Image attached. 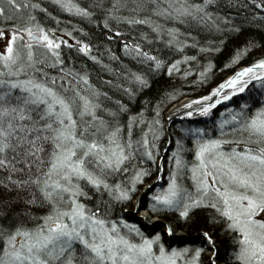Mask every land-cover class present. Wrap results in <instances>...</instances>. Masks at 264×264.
Returning <instances> with one entry per match:
<instances>
[{
    "label": "snow or ice",
    "instance_id": "obj_1",
    "mask_svg": "<svg viewBox=\"0 0 264 264\" xmlns=\"http://www.w3.org/2000/svg\"><path fill=\"white\" fill-rule=\"evenodd\" d=\"M219 3L112 0V5L104 8V0H99L89 7L104 10L105 28L108 19L148 25L155 40L182 49L189 43L192 34L187 28L192 24L220 31L219 21L228 22L227 17L208 10ZM52 4L64 12L92 15L88 7L74 0H52ZM256 7H264V0H259ZM120 8L148 15L113 16ZM21 9L28 11L25 24L12 14ZM37 10L46 11L39 0H0V16L4 18L0 37L7 41L0 51V213L4 214L0 219L7 216L13 204L24 206L11 211L9 222L14 219V224H0V264H218L221 260L223 264H264V99L254 111L247 103L239 109H225L228 117L218 121L219 134L215 137L205 138L202 129H189L193 162L184 161V147L177 140L169 157L172 166L166 185H145L149 191L156 189L146 205L152 213L175 212L179 219L188 220L197 210L211 209L208 223L219 225L230 242L226 258L218 255L217 241L209 231L202 232L203 247H166L160 233L144 235L136 224L115 214V208L123 210V204L131 201L140 190L138 185L150 175V168L132 167L130 172L128 165L138 161L143 166L145 158L153 162L157 159L156 141L163 134L158 108L153 109L150 120H145L141 108L123 123L121 115L128 111L127 105L112 101L107 91L91 84L86 71L64 65L60 46L68 45V41L37 21L33 14ZM78 43L79 52L87 54L91 45ZM34 44L45 53L37 57ZM196 46L193 40L192 47ZM248 46L253 45L249 42ZM124 49L129 54L134 52L137 59L151 61L150 69L164 66L162 59L144 51L139 43L129 41ZM240 55L238 51L232 62ZM91 59L97 60L95 56ZM111 59H117L115 54ZM179 63L167 64L168 72ZM57 66L59 78L44 71ZM210 66L197 74L198 80L206 78ZM102 67L113 71L108 65ZM114 71L135 85V90L122 89L130 99L135 91L149 85L143 73L126 67L123 72L120 68ZM101 80L121 89L112 80ZM252 80L264 89V57L237 69L207 95L182 104L190 109L184 115H208L221 101L245 92ZM141 124L147 127L133 139V128ZM225 125H229L226 131ZM237 131L239 139L225 138L226 132ZM185 173L190 174V188L181 183ZM160 179L157 174L156 181ZM143 194L148 195V191ZM139 199L134 211L139 210ZM33 207L44 209L43 215L35 216ZM165 231L170 235L173 228L168 226ZM204 248L211 254L201 261Z\"/></svg>",
    "mask_w": 264,
    "mask_h": 264
},
{
    "label": "trees",
    "instance_id": "obj_2",
    "mask_svg": "<svg viewBox=\"0 0 264 264\" xmlns=\"http://www.w3.org/2000/svg\"><path fill=\"white\" fill-rule=\"evenodd\" d=\"M48 1V2H46ZM82 7H89L99 2V0H74ZM41 6L43 3H50V9L46 13H51L49 16L40 17L41 20H46L45 28H52L60 31L63 29L66 32H70V38L78 42L91 45V48L87 54L79 52L76 47H61V59L64 61V65L72 67L77 71L87 72L89 76V82L96 85L101 91H107L109 96L112 97V101L119 100L121 104L127 105L128 111L121 115L123 123H127L129 115H135L140 112L141 108L144 109L145 120H150L154 117V108H158L159 119L161 126H164V113L172 103L182 99V97H198L207 93L210 88L220 83L225 77L231 74L238 64L249 65L256 59L264 57V7H256L259 0H220L219 6L213 5L208 10L210 12L219 13L220 17H227L226 23L223 19L219 21L220 31L215 29L203 30L200 26L192 24L187 28L191 31V37H188L189 43L182 49L176 47L169 48L161 41L155 40L154 34L148 25L133 24L129 25L124 21L117 19H108V27H104V10L96 7H89V11L92 15L88 18H79L72 13L62 11L58 6V9L53 8L52 0H39ZM112 5V0H104V8H108ZM44 7H47L44 5ZM92 8V10H91ZM38 12V11H37ZM41 12V11H40ZM148 13L141 12L139 14L130 13L126 8H120L113 13V16H135L137 18H143ZM155 20L156 17H153ZM0 22H4V18L0 16ZM44 23V22H43ZM97 24V25H95ZM238 29V30H237ZM181 31H185L182 28ZM117 33H120L117 35ZM147 33L145 37L142 34ZM181 40L185 39L184 36L180 37ZM193 40L196 42V47H192ZM131 41L132 43H139L144 51L149 52L151 55L157 56L162 59L164 66L159 69H150L149 65L151 61L144 60L142 57L135 58V53H128V50L124 49V44ZM249 42L253 45L249 47ZM216 49L214 51H200V48ZM241 52L240 59L232 62L233 57L237 52ZM112 54H115L117 59H111ZM95 56L96 61L91 57ZM184 57H195V60L184 59ZM179 60V65L171 73L168 72L166 65L171 64L173 61ZM242 62V63H241ZM211 65L209 71L205 73V79L198 80L197 74L203 71V68L207 65ZM102 65H108L113 71L105 70ZM227 65V67H226ZM130 69L132 72L143 73L149 81V85L146 88H141L139 91H135L133 98H129L127 94L122 90L127 87L135 90V85L129 83L125 77L121 74L117 76L115 69L120 68L123 72L124 68ZM50 74L53 76L61 75L59 73V66L57 68H49ZM187 72L188 75H184ZM103 81L112 80L115 84L121 85V89H117L103 83ZM87 87V85H85ZM252 89V94L248 95L252 98V102L246 101L248 108L254 111L260 106V102L264 99V91L261 87L258 90ZM254 89V90H253ZM250 91V90H249ZM112 101L108 103L111 104ZM244 101L240 95L233 96L229 101L216 111L210 112L208 115H197L194 120H185L176 124L171 130L170 134L174 141L180 140L183 144L184 151L181 153L185 162L191 164L193 162L194 152L193 149V136L188 132L189 129H202L205 134V138L215 137L218 133V121L217 118L223 113V118L227 119L228 113L225 109H239L240 105ZM212 120H208L209 117ZM214 120V121H213ZM200 123V124H199ZM143 126V129H142ZM145 125L141 124L139 127L133 128V139H138L145 129ZM229 125H225V131ZM163 140L160 138L156 141L157 148L154 150L157 154L155 162L145 158V164L141 166L138 161L135 164H129L128 167H147L150 168V175L144 179L143 183H151L156 176L158 167L159 154L163 148V142L165 139V131L163 129ZM240 136L239 131L236 133L226 132L225 138L238 139ZM151 140V134L148 136ZM176 145V143H175ZM254 147V145H252ZM171 162H168L170 166ZM167 166V167H168ZM169 168V167H168ZM189 174L185 173L181 183L185 187H191V179ZM143 184H141L142 186ZM140 189V188H139ZM138 193V191H137ZM136 193V195H137ZM14 195V193H9ZM131 201L123 204V210L128 206ZM90 203H94V200ZM24 207L21 204H13L11 211H17ZM120 206L115 208V214L120 216L123 213ZM148 210V209H147ZM11 211L5 216L4 219H0V224L15 223V220L9 222ZM35 216L43 215L44 209L33 207L31 209ZM121 212V213H120ZM153 216H159L173 221L175 224L188 234L192 236L193 233H200L203 231H209L213 233V237L216 238L217 244H219L220 255L227 253V249L230 248V242L227 237L221 234L220 226H211L208 223V217L211 214V209H200L194 212L191 219L181 220L178 218V214L175 212H156L152 213ZM0 215H4L0 213ZM26 219V218H25ZM38 222V221H36ZM31 223V221H29ZM138 226V225H137ZM141 232L144 233L143 230ZM218 232V233H217ZM159 233V232H158ZM162 236V233H160ZM205 243L204 237H200L197 242L186 245L191 249L197 246L203 247ZM173 247H181V245H174ZM218 247V245H217ZM201 261L207 259L203 257L201 253Z\"/></svg>",
    "mask_w": 264,
    "mask_h": 264
},
{
    "label": "rangeland",
    "instance_id": "obj_3",
    "mask_svg": "<svg viewBox=\"0 0 264 264\" xmlns=\"http://www.w3.org/2000/svg\"><path fill=\"white\" fill-rule=\"evenodd\" d=\"M45 1V0H44ZM21 2H22V0H21ZM30 2H31V0H30ZM46 2H48V1H46ZM46 2H44L42 5H43V7L42 8H44V9H46V11L48 10V7H49V9H50V6H48V4H50V3H46ZM75 2V1H74ZM44 5L45 6H47V7H44ZM51 5V4H50ZM81 6V5H80ZM53 8H56V9H58L56 6H52ZM86 7V6H85ZM88 9H89V7H88ZM91 10H92V8H91ZM38 11V12H37ZM37 11H35L33 14L34 15H36V18H37V21H39L40 23H42L43 24V26L44 25H46V20H41V18H38V16L37 15H39L40 17H45V16H48L46 13H43L42 14V12H40L39 10H37ZM45 11V12H46ZM69 13V12H68ZM12 14H14V15H16L17 17H18V19L20 20V23L21 24H25L26 23V19H25V17L28 15V11L26 10V9H21V11L19 12V13H12ZM70 14V13H69ZM73 15H75V16H77V17H79V18H86L85 16H82V15H76L75 13H72ZM89 18V17H88ZM44 22V23H43ZM95 25H97V24H95ZM4 26V22H0V28H2ZM66 33H68V32H66V31H58V30H56L55 29V36H57V37H59V38H61L62 40H67L68 41V45H64V44H61V46H60V49H61V47H64V48H66V47H76L78 50H79V43H78V41H76V40H74L72 37L70 38V35H67ZM27 39V37H25V40ZM7 43V41H6V39L5 38H3V37H0V51H2L3 50V48H4V46H5V44ZM22 43V42H21ZM80 43H83V42H80ZM33 49H34V52H35V54L37 55V57L39 56V55H41V54H44L45 53V49H43V48H40L39 46H37V45H33ZM22 53H23V50H22ZM240 59V58H239ZM238 60V59H237ZM49 63H51V61H49ZM242 63V62H241ZM243 66H245V65H242V64H238V67H236V69L231 73V74H229V75H227L226 77H225V79L228 77V76H230V75H232L237 69H239V68H241V67H243ZM50 67H46V68H44V71L45 72H47L50 76H53V74H50V71L48 70ZM224 79V80H225ZM222 82V81H221ZM220 82V83H221ZM218 84H216L215 86H213L212 88H215L216 86H217ZM260 86V84H258V85H255L254 87H255V90L254 91H256V90H258V88H260L259 87ZM212 88H210V90L207 92V93H205L204 95H207L208 93H210L211 92V90H212ZM228 91V89H226L225 90V92H227ZM251 94H252V92H251ZM238 95V94H237ZM236 95V96H237ZM246 95V94H245ZM203 96V95H202ZM233 97V96H232ZM231 97V98H232ZM196 97L195 96H193V97H182V99H180V100H177L176 102H174V103H172V105L171 106H169L168 107V109L165 111V112H163L164 114V126H163V129H164V131H165V139H166V141H164L163 142V148H162V150H161V152H160V154H159V161H158V169H157V173H156V176H157V174H159L161 177H162V179H160L159 181H156V176L154 177V180L151 182V183H143V185L141 186V184L140 185H138V189L140 188V190L138 191V193H137V195L135 196V198H133V200H132V202L128 205V206H126L125 208H124V210H123V213H121V217H123V219L124 220H126V221H128L129 223H132V224H136V225H138V227L141 229H144L145 227L147 228L145 231H144V235H147V236H150V235H152V234H155V233H162V236H161V240L165 243V245H166V247L167 246H176V245H181V246H185V245H188V242H185V243H183V241H184V238H187V233L186 232H184L182 229H180L176 224H175V222H173V221H168L167 219L165 220L164 218H161V217H159V216H153L151 213H150V211H148L147 210V207H146V205H147V203H148V200H149V197H150V195H151V192L152 191H155L156 189L155 188H153V189H151L150 191L149 190H147L146 188H145V185H149V184H152L153 182H155L156 183V187H161V186H164V185H166V183H167V181H168V178H169V170H170V168H171V166H172V162H171V164H170V166H168V162H169V157H171L172 156V154H173V150L176 148V145H175V143H176V141H174V139L172 138V135L170 134V132H171V130L173 129V127H175V125L176 124H179L180 122H184L185 121V118L186 117H179L177 114L179 113V111H176L174 108L176 107V106H180L181 105V103H183L184 101H190V100H194ZM226 103V101H221L219 104H217L216 105V107H214L213 109H211L210 110V112H214V111H216V109H219V108H221V107H219V106H222V105H224ZM172 108L174 109V114L172 113V115H170L171 113H170V111L172 110ZM180 110H183V111H181V112H186V111H189L190 109L189 108H183V109H180ZM197 115H200V114H197V113H195V114H193L192 116H190L188 119H186V120H194V118L197 116ZM224 115V114H223ZM203 117H205V115H203ZM228 117V116H227ZM221 119H225V118H223V116L222 115H220V117L219 118H217V121H219V120H221ZM200 124V123H199ZM143 125H145V126H147V124H143ZM142 129H143V126H142ZM164 133V132H163ZM163 136H164V134H162V135H160L159 136V138L161 139V140H163ZM239 138H240V136H239ZM238 138V139H239ZM255 146V145H254ZM228 146H225V148H227ZM169 168H168V167ZM188 177H190V174H189V176ZM192 184V181H191V183H190V185ZM145 191H148V195H144L143 193L145 192ZM137 197H140V199H139V210L138 211H134L133 210V205H135L136 203H137ZM207 210H209V209H207ZM139 211H143V212H147V213H149V214H151V216H152V218L153 219H155L154 221H155V223H152V224H148L147 222H145V223H143L141 220H140V212ZM168 226H171L172 228H173V232H172V234H168L166 231H165V229H166V227H168ZM211 226V230H213L212 229V225H209V227ZM146 231H148V233H146ZM214 231V230H213ZM202 232H204L203 230L200 232V234L199 233H193L192 234V236H190V239H189V242H191V243H195V242H197L198 241V239H200V237H202ZM173 233H174V235H173ZM214 233V232H213ZM218 233V232H217ZM215 237V236H214ZM213 237V239L214 240H216V238H214ZM205 239V238H204ZM186 240V239H185ZM181 241V242H180ZM187 243V244H186ZM218 245V249L220 248L219 247V244H217ZM216 245V246H217ZM203 253V257H208L211 253H210V251L207 249V248H204V251L202 252ZM190 254V253H189ZM218 255H220V252H218ZM222 258H226V256H227V253H225L224 252V254H222V255H220ZM203 260H206V259H203ZM218 264H223V260H221V261H219L218 262Z\"/></svg>",
    "mask_w": 264,
    "mask_h": 264
},
{
    "label": "bare ground",
    "instance_id": "obj_4",
    "mask_svg": "<svg viewBox=\"0 0 264 264\" xmlns=\"http://www.w3.org/2000/svg\"><path fill=\"white\" fill-rule=\"evenodd\" d=\"M246 66V65H245ZM244 67V66H243ZM218 84H220V83H218ZM255 85H258V83H257V81H255V80H252V81H249V83H248V86L246 87V90H245V92H243V93H236L234 96H236L237 94L238 95H240V97L241 98H243L244 99V101L242 102V103H246V101L248 102V100H250L251 102L253 101L252 100V98L248 95V93H251V91H252V89L251 88H254V86ZM259 87H261V86H259ZM262 89V88H261ZM250 90V91H249ZM225 91V90H224ZM262 91H264V89H262ZM246 94V95H245ZM188 101H184L183 103H181V105L182 104H186ZM253 103V102H252ZM181 105L180 106H176L174 109L176 110V111H179V113L177 114L179 117H186L185 118V120L186 119H188L190 116H185L184 115V113L183 112H181V111H183V110H180V109H183L184 107H181ZM249 105V104H248ZM216 107V106H215ZM174 109L172 108V110L170 111V115H172V113L174 114L175 112H174ZM195 114V113H194ZM213 118L210 116L209 118H208V120H212ZM214 121V120H213ZM140 213V220L143 222V223H145V222H147L148 224H152V223H155V219H153L152 218V216H151V214H149V213H147V212H143V211H139ZM138 227V226H137ZM147 228L145 227L144 229H140V230H146ZM146 233H148V231H146ZM200 234V233H199ZM173 235H174V233H173ZM186 239V240H185ZM189 239H190V236H188L187 235V238H184V241H183V243H185V242H188V245L189 244H192L191 242H189ZM181 242V241H180ZM187 244V243H186ZM186 246V245H185Z\"/></svg>",
    "mask_w": 264,
    "mask_h": 264
},
{
    "label": "water",
    "instance_id": "obj_5",
    "mask_svg": "<svg viewBox=\"0 0 264 264\" xmlns=\"http://www.w3.org/2000/svg\"><path fill=\"white\" fill-rule=\"evenodd\" d=\"M226 90V89H225Z\"/></svg>",
    "mask_w": 264,
    "mask_h": 264
}]
</instances>
